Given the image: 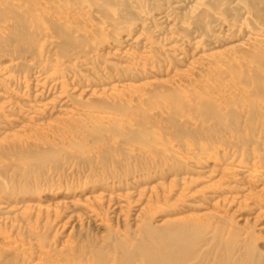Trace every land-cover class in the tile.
<instances>
[{
    "label": "bare ground",
    "instance_id": "1",
    "mask_svg": "<svg viewBox=\"0 0 264 264\" xmlns=\"http://www.w3.org/2000/svg\"><path fill=\"white\" fill-rule=\"evenodd\" d=\"M0 264H264V0H0Z\"/></svg>",
    "mask_w": 264,
    "mask_h": 264
}]
</instances>
